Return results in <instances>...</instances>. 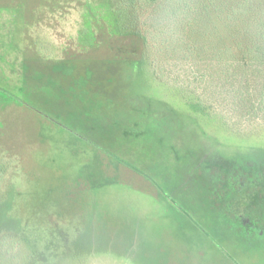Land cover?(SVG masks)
Here are the masks:
<instances>
[{"label": "rangeland", "instance_id": "obj_1", "mask_svg": "<svg viewBox=\"0 0 264 264\" xmlns=\"http://www.w3.org/2000/svg\"><path fill=\"white\" fill-rule=\"evenodd\" d=\"M111 10L107 0H0V162L8 210L35 241L30 264H264V216L229 231V193L205 165L214 154L264 164V110L248 109L261 74L225 78L172 56L164 69L214 112L192 106L118 50L130 41L115 37ZM238 94L245 109H234ZM250 178L230 192L256 186ZM15 251L0 246V264H24L31 249Z\"/></svg>", "mask_w": 264, "mask_h": 264}, {"label": "trees", "instance_id": "obj_2", "mask_svg": "<svg viewBox=\"0 0 264 264\" xmlns=\"http://www.w3.org/2000/svg\"><path fill=\"white\" fill-rule=\"evenodd\" d=\"M107 1L112 5V32L118 39L130 41L118 50L123 51L124 47L133 57L142 58L153 79L162 73L168 84L181 87L192 106L213 111L211 103L175 81L164 69L163 61L172 56L197 57L205 64V70H221L225 78L251 70L254 75L261 74L264 83V0ZM263 93L259 95L256 109L252 105L248 109L264 110ZM238 96L234 109H245L244 96ZM217 113L226 117L223 112L217 110ZM0 166L3 167H0V238L3 240L0 239V246L14 259L21 242L29 244L31 252L24 264H30L35 256V241L26 233L27 226L8 210L13 191L5 183L11 174L5 169V163L0 162ZM7 237L12 238L7 240Z\"/></svg>", "mask_w": 264, "mask_h": 264}, {"label": "flooded vegetation", "instance_id": "obj_3", "mask_svg": "<svg viewBox=\"0 0 264 264\" xmlns=\"http://www.w3.org/2000/svg\"><path fill=\"white\" fill-rule=\"evenodd\" d=\"M205 165L222 174L219 189L223 193L227 191L229 193L226 199H221V210L217 207V210L230 216L227 219L229 231L250 232L254 227L259 228L257 223L264 216V164L249 168L247 165L224 160L218 154H214ZM250 177L258 180L257 183L252 182L256 186L248 187L241 192L238 190V193L230 192L232 189H238V185L245 182V179H251Z\"/></svg>", "mask_w": 264, "mask_h": 264}]
</instances>
